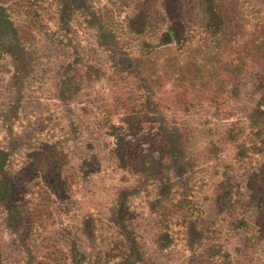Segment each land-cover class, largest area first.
<instances>
[{"label":"rangeland","instance_id":"obj_1","mask_svg":"<svg viewBox=\"0 0 264 264\" xmlns=\"http://www.w3.org/2000/svg\"><path fill=\"white\" fill-rule=\"evenodd\" d=\"M0 264H264V0H0Z\"/></svg>","mask_w":264,"mask_h":264}]
</instances>
